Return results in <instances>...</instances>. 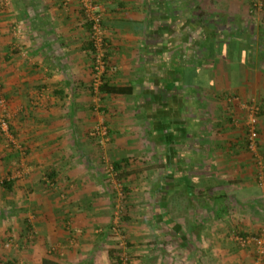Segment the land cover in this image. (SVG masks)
I'll return each instance as SVG.
<instances>
[{
    "label": "crops",
    "instance_id": "0c3cea01",
    "mask_svg": "<svg viewBox=\"0 0 264 264\" xmlns=\"http://www.w3.org/2000/svg\"><path fill=\"white\" fill-rule=\"evenodd\" d=\"M96 1L107 82L132 95L92 86L79 0H0V100L11 133L0 132V176L13 184L0 217L21 223L7 259L0 245V264H120L118 187L90 141L102 121L104 156L127 190L132 264H231L228 234L256 232L264 215V34L250 23L251 0ZM252 100L258 155L245 129ZM4 235L0 227V243ZM147 236L152 245L139 247Z\"/></svg>",
    "mask_w": 264,
    "mask_h": 264
},
{
    "label": "built area",
    "instance_id": "2783aa9c",
    "mask_svg": "<svg viewBox=\"0 0 264 264\" xmlns=\"http://www.w3.org/2000/svg\"><path fill=\"white\" fill-rule=\"evenodd\" d=\"M81 5V11L83 12L86 22H90L92 25L91 41L94 45V66H93V86L96 91L99 90L100 86L103 84V76L107 72L108 62L106 60V54L104 48L106 46V39L103 30V13L101 7L96 4L95 0H79ZM5 4L0 3V9L4 7ZM264 7L262 2L255 4V10H262ZM18 33L20 30L17 31ZM0 106L3 109L2 119H0V129L2 133L10 138V125L9 117L7 113V103L4 98L0 100ZM244 109L246 111V121L245 129L247 136V144L249 150L258 154L259 144H260V113L261 108L256 100H252L249 103L244 104ZM91 137L98 139L101 143L110 142L109 129L104 124L98 125L91 133ZM261 181L264 184V175L261 174ZM116 221L112 228L114 236L118 238V252H119V262L120 264H132L131 257L129 255V247L125 240L123 234V229L119 222L120 214L115 212ZM234 242H236L244 250L257 251V253L262 256L264 255V230L258 235H235L232 237Z\"/></svg>",
    "mask_w": 264,
    "mask_h": 264
},
{
    "label": "rangeland",
    "instance_id": "374dc122",
    "mask_svg": "<svg viewBox=\"0 0 264 264\" xmlns=\"http://www.w3.org/2000/svg\"><path fill=\"white\" fill-rule=\"evenodd\" d=\"M211 1V0H210ZM95 2H96V4H98L97 3V1L95 0ZM259 2H262L263 3V5H264V0H251V10H252V12L254 11V8H255V4H257V3H259ZM99 5V4H98ZM251 14V16H252V22H250L252 25H254L253 26V28L256 30L255 32H256V35H260L261 34V32H262V34H264V7H263V9L262 10H255V12H253V13H250ZM253 14V15H252ZM104 18V17H103ZM86 20V19H85ZM260 33V34H259ZM94 55V54H93ZM249 58H251V60H253V56H250ZM93 83H94V81H93V79H92V86H93ZM94 87V86H93ZM95 89V88H94ZM1 106H0V115H1V112H3V109H2V111H1ZM2 115H3V113H2ZM2 115L0 116V119H2ZM100 124H104L105 126H107L106 125V123H105V121H102V122H100V123H98L97 124V126L98 125H100ZM96 126V127H97ZM108 127V126H107ZM0 132H1V129H0ZM92 133V132H91ZM6 138V137H5ZM7 139V138H6ZM8 140V139H7ZM90 141L95 145V146H97V148L99 147V149H101L102 151H103V154H102V156H101V162L104 164V165H107L108 166V168H110V179H112V180H115L116 182V184H117V187L118 188H115L114 190V195H116L115 197V201H116V203H114V212H113V215H112V221H111V227L113 228V226H114V223H115V221H116V215H115V212H118L120 215V219H119V222H120V224H121V227H122V229H123V234H124V236H125V240L124 241H126L127 242V244H128V247H129V250L132 248V246H130V245H137L136 243L135 244H132V242H131V240H130V238L128 237V232H127V228L124 226V224L123 223H126V222H128V220H126V216L124 215V205L126 204L125 203V201H126V196H127V190H126V188L123 186V184L121 185V183H119L118 182V179H119V175L118 176H116V173L113 171V169L111 170V167H112V159L111 160H109L108 161V158H107V156H104V150L106 151V147L108 146V144H110V142H108V143H101V141L100 140H98V139H94V138H90ZM260 145V144H259ZM260 147V146H259ZM258 155V154H257ZM261 157H262V155H261ZM263 175H264V172H263ZM3 175L2 176H0V200H1V202H4L3 200H4V197H3V195H6V193H8V191L6 190V188H5V185H4V181L2 180L3 178ZM260 182H262V181H260ZM258 183H259V180H258ZM262 188H264V184H259ZM19 190V188L17 189V191ZM18 192H20V190L18 191ZM2 209H4L5 208V205H6V203H2ZM6 209H7V206H6ZM8 211V210H7ZM255 217V216H254ZM253 217V218H254ZM132 222H134V221H137V218H133L132 217ZM246 220H249L248 218L246 219ZM255 220L257 221V224H259V228H258V230L256 231V232H252V233H248V232H244V231H241V230H238V231H235V232H231V233H229L228 234V240H229V243L231 244V245H229V247L231 248V250H232V252H234L235 254H234V262H232L231 263V261H230V263L231 264H264V256L262 255V256H260L258 253H257V251H250V250H245V251H243V253L245 254V255H241L240 254V252L242 251V250H244L243 248H241L236 242H234V240H233V236H235V235H242V236H248V235H258V234H260L263 230H264V215L261 213L260 215H258L256 218H255ZM135 223V222H134ZM0 227L2 228V230H3V233H5V235L4 236H2V239H1V243H0V245H1V248H2V250L4 251H6L5 253H7V254H5L4 252H2L1 253V255H2V259H7L9 256H7L8 255V253H11V251L13 252V248H12V246H14L15 244L17 245V241L15 240V238L12 236V235H14V233H15V231H16V229H20V228H18V226H21V223H20V220L18 221V220H16L15 219V221H14V219H12V217L10 218V217H8L7 215L6 216H3V217H0ZM134 225H136V224H134ZM111 228V229H112ZM13 233V234H12ZM8 234H11V236L10 235H8ZM16 234V233H15ZM147 239H149L150 238V241L151 242H149V241H143V242H141L138 246L139 247H141V246H145V245H148V246H150V245H152L151 243H152V241H153V237L152 236H147L146 237ZM232 239V240H231ZM118 241V240H117ZM171 243H173V242H171ZM168 245H169V243H168ZM170 247H171V245H170ZM170 247H168L167 248V251H170L169 253H170V255H171V248ZM173 247V246H172ZM227 248V247H226ZM12 249V250H11ZM128 250V251H129ZM10 251V252H9ZM132 253V252H131ZM131 253H129V255H130V257H131V260L133 259V253H132V256H131ZM179 259L181 258V259H183L182 258V255L180 256V254H179V257H178ZM174 264H186V263H184V262H174Z\"/></svg>",
    "mask_w": 264,
    "mask_h": 264
},
{
    "label": "trees",
    "instance_id": "16d2710c",
    "mask_svg": "<svg viewBox=\"0 0 264 264\" xmlns=\"http://www.w3.org/2000/svg\"><path fill=\"white\" fill-rule=\"evenodd\" d=\"M87 26L89 27V30L90 32H92V25L90 22L87 21ZM106 41V40H105ZM90 43H91V50H92V53L94 54L95 52V48H94V45L90 39ZM106 49V46L104 48V51ZM107 60V59H106ZM107 72L104 74L103 76V84L100 86L98 92L104 94H109V95H115V96H129V95H132L134 93V89L132 86H111L108 84L107 82V79H106V75ZM123 163V162H122ZM122 163H114V169L117 171L119 170V166L122 165ZM5 187L8 189V190H12L13 188V184H10L8 182H5L4 183ZM5 264H10V263H5Z\"/></svg>",
    "mask_w": 264,
    "mask_h": 264
}]
</instances>
